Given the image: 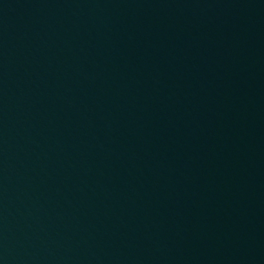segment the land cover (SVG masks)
<instances>
[{"label":"water","instance_id":"1","mask_svg":"<svg viewBox=\"0 0 264 264\" xmlns=\"http://www.w3.org/2000/svg\"><path fill=\"white\" fill-rule=\"evenodd\" d=\"M0 264H264V0H0Z\"/></svg>","mask_w":264,"mask_h":264}]
</instances>
